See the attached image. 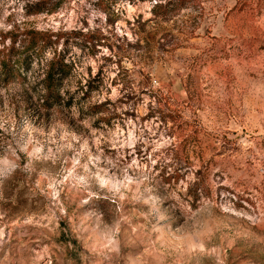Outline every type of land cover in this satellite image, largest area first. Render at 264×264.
I'll return each instance as SVG.
<instances>
[{
  "label": "rangeland",
  "instance_id": "1",
  "mask_svg": "<svg viewBox=\"0 0 264 264\" xmlns=\"http://www.w3.org/2000/svg\"><path fill=\"white\" fill-rule=\"evenodd\" d=\"M185 2L0 0V264H264V0Z\"/></svg>",
  "mask_w": 264,
  "mask_h": 264
},
{
  "label": "trees",
  "instance_id": "2",
  "mask_svg": "<svg viewBox=\"0 0 264 264\" xmlns=\"http://www.w3.org/2000/svg\"><path fill=\"white\" fill-rule=\"evenodd\" d=\"M104 1V0H100ZM186 0H156L153 5L152 12L156 18H167L174 9H181L184 7ZM107 2L115 3L116 0H107ZM29 36L33 38L34 45L40 42L45 43L46 40L52 36L58 34L47 33L37 30L27 32ZM36 42V43H35ZM0 52V76L4 77L8 82L19 80L22 78V73L18 65V60L27 57L13 60L10 56L2 57ZM73 65L65 61L61 57L55 56L48 64L43 78V84L45 89L44 104L46 108H53L62 103L61 84L71 75ZM95 90L91 88L90 91Z\"/></svg>",
  "mask_w": 264,
  "mask_h": 264
}]
</instances>
